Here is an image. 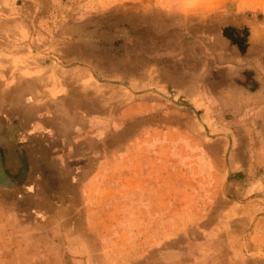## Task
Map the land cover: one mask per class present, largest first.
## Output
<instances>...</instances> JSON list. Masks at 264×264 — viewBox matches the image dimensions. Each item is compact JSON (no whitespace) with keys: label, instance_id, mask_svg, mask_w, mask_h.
Segmentation results:
<instances>
[{"label":"rangeland","instance_id":"obj_1","mask_svg":"<svg viewBox=\"0 0 264 264\" xmlns=\"http://www.w3.org/2000/svg\"><path fill=\"white\" fill-rule=\"evenodd\" d=\"M241 15L264 28V0H0V123L17 96L60 104L19 107L22 135L61 117L47 154L17 139L19 185L0 174V264H264V188L235 189L258 153L214 96Z\"/></svg>","mask_w":264,"mask_h":264},{"label":"crops","instance_id":"obj_2","mask_svg":"<svg viewBox=\"0 0 264 264\" xmlns=\"http://www.w3.org/2000/svg\"><path fill=\"white\" fill-rule=\"evenodd\" d=\"M16 7L18 9L19 5L15 6V8ZM223 19L224 20L220 21L219 23L220 29L217 36V41L220 42L219 46L222 48V50L216 52L217 58H227L229 60L235 59L234 61L237 62H228V66L226 68H222L219 70V73L223 72V76L225 74L228 77L227 79H225L227 87L226 89L218 90V92L215 93L214 96L219 98L221 101L225 100L227 102H230L228 103L227 111L225 112V114H221L222 117L219 120L221 122L226 121L227 123H229L224 116L231 114V116L235 117L236 123H246L247 126H240L242 128H240L239 126H235V132H237V134L230 135L228 133H225L222 137L235 139L238 145L240 140L238 132L240 129L243 132L251 134L255 152L258 153L257 163L251 169L259 171L260 174H264V28L260 23L257 22V20L253 18L249 19L242 15L238 17L232 16L230 20L229 18ZM206 25L211 26V20H209L208 22H206L205 20V22L203 23L204 36H207L208 39L209 36L207 34V29L205 30ZM227 27H233L239 30L244 29L247 31V47L244 52H241L237 45L233 44L230 39L224 36L223 29ZM209 43L211 44V41H209ZM224 47L226 49H224ZM229 48L231 51L229 50ZM76 64H78L79 66L83 65L80 63ZM233 64H236L238 66H234ZM249 64H252L253 66H250ZM73 65L75 64L63 66V68L68 69ZM207 74L208 73L206 72V75ZM249 75H252V77L255 79L254 85H252L251 83H247V76ZM125 87L127 88L126 90H128L129 87ZM212 96L213 95H211V98ZM68 99L71 102H67L66 105H75L73 103L74 98L72 99L70 97ZM35 101L36 100L30 98L29 95L27 99H22L19 96L13 99L10 98L8 105H6V116L10 119L11 124L9 126H5V124L0 123V147L5 150L4 154L7 158V162L6 164L4 162V168L0 170V174L6 178L9 186L19 185V183L21 182V179H19L17 182H14L13 179H11L12 174L13 176H15L14 174H17L18 171L14 163L15 150L20 147L17 143V139H19L20 137L26 138V146H30L32 142H34V140H37L40 151L34 149L37 148L34 145L31 146L32 150L30 151L32 153L38 151L40 155H43L47 154L48 148H53V145H55L53 141L59 138V136H57L54 132L57 131L58 123L61 122V117L55 115L43 116V118L41 117L39 119H35L31 123H29L30 126L28 129H26L23 135L17 132L15 124L19 122V119L17 118L19 107L23 108L27 106L29 111L32 110L33 112H35L36 106H45L46 108L48 106L51 107L60 105L55 103L51 104V102L48 103L47 101L36 105L37 102ZM30 107L33 108L30 110ZM71 121H75V119L70 120L69 122ZM41 140L43 142H41ZM26 146L23 147V149L26 148ZM5 173L8 177L5 175ZM25 175L26 173L23 172L20 177H26ZM253 183L250 185V187L245 185V183L242 185V187H240V185L238 186L239 182H236L237 186H235V189L237 191L242 190L243 193L248 194L255 188H264L263 176L259 177L258 181ZM70 184L77 185L78 182L75 180L71 181Z\"/></svg>","mask_w":264,"mask_h":264},{"label":"trees","instance_id":"obj_3","mask_svg":"<svg viewBox=\"0 0 264 264\" xmlns=\"http://www.w3.org/2000/svg\"><path fill=\"white\" fill-rule=\"evenodd\" d=\"M223 34L225 37L230 39L233 44L237 45L241 52H244L247 44H246V38H247V31L246 30H239L232 27H227L223 30Z\"/></svg>","mask_w":264,"mask_h":264}]
</instances>
